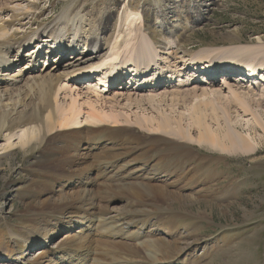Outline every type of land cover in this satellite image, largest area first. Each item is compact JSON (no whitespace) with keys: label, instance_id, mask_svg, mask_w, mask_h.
Segmentation results:
<instances>
[{"label":"bare ground","instance_id":"6f19581e","mask_svg":"<svg viewBox=\"0 0 264 264\" xmlns=\"http://www.w3.org/2000/svg\"><path fill=\"white\" fill-rule=\"evenodd\" d=\"M11 1L0 0V5ZM91 13L95 15V9ZM106 15L105 21L96 20L101 36L85 40L84 51L79 56L71 53L68 59L67 51H55L63 60H73L65 65H69L67 70L73 68L72 79L65 80L68 76L64 79V72L48 79L36 78L32 84L33 88L38 87L40 102L46 103L50 112L45 128L34 125L36 120L29 117L21 122L22 127L10 132L6 138L3 155L16 147L31 150V153L39 151V156L29 165L25 186L17 188L22 200L28 204L30 220L24 228L28 235L27 238L18 232L13 235L37 248L48 246L45 244L50 237L67 232L60 244L53 249L47 247L48 251L43 250L38 259L28 264H166L179 254V246L162 236L159 229L151 237L150 231L145 226L140 227L139 221L154 212L168 214L172 211V203L198 202L201 192L192 187L199 175L188 163L226 161V158H203L196 154L192 144L188 143L193 140L190 132L197 129L199 140L212 148L244 156L254 153L260 141L255 143L252 133H260V139L264 138V113L258 110L264 108V84L250 82V75L259 78L264 71V46L207 50L182 61L175 56V50L158 54L153 37L147 39L140 34L142 16L132 12L127 18V28L131 30L124 41L115 42L108 57L100 59L105 44L103 35L112 18L111 12ZM12 26L13 20L2 19L0 43L14 41V35L7 39ZM136 29H139V36L138 32L133 33ZM38 35L34 38L38 39L36 43L42 39ZM91 49L95 56H89ZM50 53L54 52L50 50ZM165 55L169 57L165 58ZM40 57L39 53L37 62ZM183 62L184 67L180 69L178 65ZM6 65L7 62L0 61V68ZM58 67L62 69L61 64ZM97 69L99 72L93 73ZM246 70L250 75H244ZM96 74L99 78H95ZM84 75L94 77L103 84L104 91L109 92L112 86H120L125 76H129L130 82L105 103L96 86L86 83L93 78H81ZM73 81L75 84L71 83ZM216 84H221L222 88H213ZM85 86L89 97L81 104L79 89ZM186 87L192 88L184 91ZM223 89L229 93L225 95L224 105L221 103ZM191 99L196 102L190 108L187 128L182 125L185 120L182 115L173 121L163 116L147 117L144 113L146 107L149 109L156 104H181ZM84 104L88 105L86 112ZM229 104L244 114L250 113L257 128L243 135L239 127L232 125ZM134 109L143 113H132ZM83 114L84 120L81 119ZM6 119L1 117V129L6 127ZM210 121L219 124V128L214 130ZM106 123L112 127L104 126ZM7 128L12 129V125ZM145 131L150 134V145L147 150L143 148L136 152L138 147L132 143L140 142L135 138L142 137L141 133ZM43 133L53 136L49 145L43 140ZM147 164L152 165V170L158 169L160 179L157 175L150 177L147 174L140 178L135 175L120 179L117 174L122 170L127 175L146 171ZM133 165L137 167L130 168ZM208 174L201 175L206 177ZM167 179H174L177 185ZM182 181L187 184L179 187ZM183 188H191V192H184ZM114 195L126 199L130 209L118 212L109 207V200ZM172 226L167 223L165 229L169 232Z\"/></svg>","mask_w":264,"mask_h":264},{"label":"rangeland","instance_id":"374dc122","mask_svg":"<svg viewBox=\"0 0 264 264\" xmlns=\"http://www.w3.org/2000/svg\"><path fill=\"white\" fill-rule=\"evenodd\" d=\"M5 6L7 7L2 9ZM94 9L95 15L91 13ZM109 12L112 18L108 20L107 31L103 35L105 44L100 59L108 57L115 42L124 41L131 30L127 28V18L132 12L142 16L140 34L147 36V39L149 36L153 37L154 49L158 54L175 50V56L182 61L207 50L264 46V0H12L8 4L1 3L0 24L2 19L13 20L7 39L14 35V41L0 43V61L7 62L6 66L0 68V121L1 117L7 118L5 128L1 129L0 122V264H28L38 259L43 250L48 251L47 247L53 249L65 239L67 232H60L46 241L45 245L48 246L34 248L13 235V232H18L25 238L28 235V231L24 229L27 226L25 223L30 220L28 204L22 200L17 188L25 186L29 177V165L39 156V151L31 153V150L24 151L16 147L3 155V148L7 143V135L22 127L21 122L26 118L32 117L36 120L33 124L41 125L43 129L46 126V118L50 112L46 103L40 102L38 87L32 86L35 79H48L64 72V79L68 76L65 80L72 79L70 75L74 72L73 68L67 70L69 65L65 66L73 62L68 60L70 53H66L68 59L63 60L58 53L55 54V51L60 50H52L55 44L76 47V54L79 56L84 51L85 40L92 36H101L96 20L101 18L105 21ZM138 31L139 29L133 30V33ZM33 34L42 35L43 41L34 45L28 43L27 40ZM45 37L47 38L44 39ZM52 41L54 43L50 48L45 46ZM148 42L150 46L153 45L149 40ZM11 44L12 48H8ZM50 50L54 53L51 54ZM93 52L91 49L92 54H87L95 56ZM39 53L41 57L37 62L36 56ZM167 56L169 57H164ZM59 64L62 69H59ZM256 64L257 60L254 61V65ZM178 66L182 69L184 62ZM263 72L259 74V78H252L248 70L244 75H250V82L254 81V85L264 84ZM129 82V79H125L124 86L119 83L120 86H112L109 92L104 91L105 87L100 86L97 80L86 81L90 86H96L98 94L103 96L102 102L105 103L111 101L118 89L128 87ZM136 85L138 83L134 86ZM220 86L221 84H216L213 88L220 89ZM86 87L79 89L82 94V99L79 100L81 104L89 97ZM191 88H184V91ZM222 93L221 103L224 105L225 95L229 93L227 89H223ZM88 94L93 96L90 92ZM195 102L196 100L191 99L181 104H156L149 109L146 107L144 113L147 117L163 116L173 121L177 118L179 120L182 115L185 117L182 125L187 128L191 118L190 108ZM87 106L84 104L85 112ZM229 106L232 125L239 127L243 135L250 133L252 128H257L250 113L244 114L239 108L231 104ZM258 110L264 113V108ZM134 112L143 113L138 109L132 110ZM83 117L84 114L82 120ZM11 125L12 129L7 128ZM210 125L214 130L219 128V124L211 121ZM104 126L112 127L109 123ZM190 133L193 140L188 143L192 144L196 154L203 158H226V161L188 163L199 175L198 181L192 187L193 190L201 192L198 202L172 203L171 212H154L139 221L140 227L145 226L151 237L157 229L162 230V236L177 243L179 254L166 264H264V138L260 139V133H252L255 143L260 141L254 153L244 156L240 153L222 152L201 142L197 129ZM141 136L135 138L140 139L141 143H132V146L138 147L136 152L143 148L147 150L150 145L149 132H142ZM43 137L48 145L53 141L50 134L43 133ZM176 139L182 141L180 138ZM40 145L39 143L38 146ZM136 167L133 165L130 168ZM205 172L209 174L203 177L201 174ZM117 174L120 179H130L135 175L140 178L146 174L150 177L157 175L160 179L158 169L152 170L151 164H147L146 171L143 169L136 174L127 175L123 170ZM166 181L177 185L174 179ZM186 184L182 181L178 185L180 187ZM182 190L191 192V188ZM109 204V207L116 208L118 212L130 209L128 201L119 195H114ZM167 223L173 225L169 232L165 229Z\"/></svg>","mask_w":264,"mask_h":264}]
</instances>
